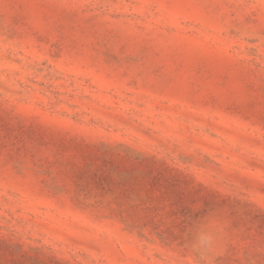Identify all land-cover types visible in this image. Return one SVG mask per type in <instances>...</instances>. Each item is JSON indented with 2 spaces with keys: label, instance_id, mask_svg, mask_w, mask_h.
I'll use <instances>...</instances> for the list:
<instances>
[{
  "label": "rangeland",
  "instance_id": "374dc122",
  "mask_svg": "<svg viewBox=\"0 0 264 264\" xmlns=\"http://www.w3.org/2000/svg\"><path fill=\"white\" fill-rule=\"evenodd\" d=\"M0 264H264V0H0Z\"/></svg>",
  "mask_w": 264,
  "mask_h": 264
}]
</instances>
